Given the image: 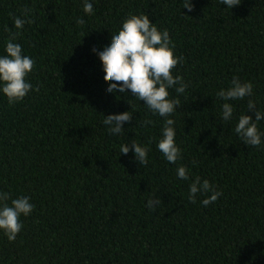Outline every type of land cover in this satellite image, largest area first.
Returning <instances> with one entry per match:
<instances>
[{"label": "trees", "instance_id": "obj_1", "mask_svg": "<svg viewBox=\"0 0 264 264\" xmlns=\"http://www.w3.org/2000/svg\"><path fill=\"white\" fill-rule=\"evenodd\" d=\"M0 0V54L11 33L34 60L26 79L35 90L9 104L0 95V190L27 195L35 205L21 216L14 241L0 233V264H264V145L246 146L234 132L241 114L254 117L247 99L230 101L233 119H220L215 93L233 76L253 84L264 110V0ZM31 20L17 30L14 19ZM129 14H146L167 29L182 62L171 70L187 87L168 89L180 159L156 149L163 117L129 90L108 93L103 46ZM81 22H77V19ZM8 29V31H5ZM117 84L121 82H115ZM130 111L123 131L102 121ZM151 124L144 125L143 121ZM264 132V120L257 122ZM149 147L139 164L122 143ZM187 167L188 180L176 177ZM199 176L221 191L187 198ZM157 197L149 210L145 203Z\"/></svg>", "mask_w": 264, "mask_h": 264}, {"label": "clouds", "instance_id": "obj_2", "mask_svg": "<svg viewBox=\"0 0 264 264\" xmlns=\"http://www.w3.org/2000/svg\"><path fill=\"white\" fill-rule=\"evenodd\" d=\"M230 10L240 4L241 0H220ZM82 10L85 14H92L93 0H81ZM184 8L191 10L190 0H183ZM77 22H81L77 19ZM17 30L22 29L25 23H31L26 14L24 18L17 16L14 19ZM8 31V29H5ZM17 33H11L3 44V54H0V95L7 99L9 104L22 100L30 91L35 90L26 79L32 71L34 60L24 54L22 46L16 42ZM98 54L103 60L104 76L110 81L106 85L108 93H125L129 90L134 98L142 100L143 105L153 114L163 117V125L159 137L156 138V149L164 159L174 164L180 159L181 149L176 144V130L174 120L171 118L176 111L178 101L169 99L168 89L175 88L176 93H183L187 85L180 75H173L172 69L182 57L174 54V45L167 29H159L155 22H150L146 14H129L123 18L118 28L111 31L110 39L99 46L94 44ZM121 82L119 84L115 82ZM221 101L220 119L231 121L233 119L234 105L230 101L247 99V108L254 109V117L241 114L237 118L234 132L239 140L246 146L264 145V132L257 127V122L264 120V110L257 107L253 96V84L250 81H241L233 76L226 88H220L215 93ZM132 118L130 111L110 113L102 121L106 131L115 136L120 134L122 124ZM146 126L150 120L143 121ZM133 152L134 159L139 164L147 162L149 147L136 143L134 140L129 146L122 143L120 154ZM190 170L184 165L176 168V177L181 180L189 179ZM200 204L208 206L215 202L221 191L210 184L208 179L196 176L188 185L187 198L196 202L197 194H205ZM160 204L157 197H149L145 207L154 210ZM35 205L30 202L27 195L12 198L7 191L0 190V233L8 241H14L22 229L21 216H29Z\"/></svg>", "mask_w": 264, "mask_h": 264}]
</instances>
